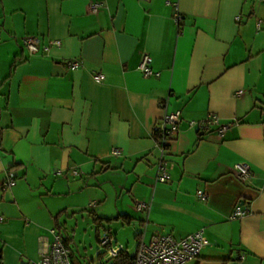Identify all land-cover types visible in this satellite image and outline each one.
I'll return each mask as SVG.
<instances>
[{"label": "crops", "instance_id": "0c3cea01", "mask_svg": "<svg viewBox=\"0 0 264 264\" xmlns=\"http://www.w3.org/2000/svg\"><path fill=\"white\" fill-rule=\"evenodd\" d=\"M28 36L61 45L30 54ZM177 110L159 182L157 130ZM210 114L223 135L200 127ZM107 186L115 213L92 212L98 237L133 227L135 254L143 230L150 242L203 229L209 244L185 264H264V0H0L1 264L39 259V237L66 234L63 219L85 197L106 203ZM238 205L250 212L235 217Z\"/></svg>", "mask_w": 264, "mask_h": 264}, {"label": "built area", "instance_id": "2783aa9c", "mask_svg": "<svg viewBox=\"0 0 264 264\" xmlns=\"http://www.w3.org/2000/svg\"><path fill=\"white\" fill-rule=\"evenodd\" d=\"M139 1H151V0H139ZM101 7L100 3H93L91 5V11L97 12ZM181 17L178 14L177 21L180 22ZM25 48L30 54L39 53L41 49L49 50L52 46H60L59 40H51L48 43L43 42L40 36H28L25 40ZM150 56L145 54L141 63L140 70L145 76L151 75L153 72L149 67ZM70 66L74 69L79 68L81 63L79 61L70 62ZM104 78L102 73H97L95 79L101 81ZM237 93H241L238 91ZM181 118V111L165 112L162 117V122L158 127V146L160 149V158L158 162V175L157 180L159 182H166L170 178L168 164L165 161V154L168 145L176 137L178 132L179 121ZM191 125L194 122L190 123ZM216 126L221 135H223L229 128V124L222 123L219 116L210 114L200 124L203 129ZM112 153L114 155L120 154L118 148H113ZM233 170L236 176L242 181L247 182L251 177V168L247 163H237ZM74 171V174H77ZM16 184L15 174L10 171L3 181V188H11ZM199 196L205 198L206 194L203 191L199 192ZM96 204V202H92ZM137 210L141 212L150 213L152 204L147 201H137L135 203ZM250 212L248 207L243 208L242 205H238L234 211L235 217H243ZM148 217L145 219V225L148 223ZM143 230L140 233V240L138 241L137 249L135 252V259L133 264H185L186 262L198 258L202 252V249L209 244L207 237L204 234V230L200 229L196 232L190 233L184 237L176 238L171 234H162L157 231L153 234L151 241L146 242L144 240ZM49 236L41 235L39 237V243L41 245V257L37 260H31L27 264H74L71 256V249L66 245L63 234L56 228L49 230ZM102 252L107 254L108 261L115 260L121 252L126 250V247L117 242L114 236L110 232H104L100 239ZM1 264V261H0Z\"/></svg>", "mask_w": 264, "mask_h": 264}, {"label": "rangeland", "instance_id": "374dc122", "mask_svg": "<svg viewBox=\"0 0 264 264\" xmlns=\"http://www.w3.org/2000/svg\"><path fill=\"white\" fill-rule=\"evenodd\" d=\"M108 189L105 191L109 194L111 193L110 198H108L105 202H100L97 196L90 198L92 201L95 200L99 205L92 206L90 200L81 206L78 211L71 210L70 214H68L63 219V225L66 229V234L69 235L71 242L69 243L72 253L73 259L75 260L76 264H112L113 260L108 261L107 254L103 253L101 248L100 239L101 236L98 237L97 235V225L94 220V216L92 215L93 211H97L99 206L104 205V209L106 210V217H112L113 213H115V205H114V192L107 186ZM104 191V192H105ZM76 212V213H74ZM112 213V214H111ZM98 214V213H97ZM66 219V223L64 220ZM116 223V222H114ZM106 223L100 228V233L103 232L104 227H107ZM113 233L115 234V238L125 244L128 247L130 253L135 251V230L133 227L124 228L119 224H115L113 226ZM119 229L118 231H116ZM61 231V230H60ZM117 232V233H116ZM65 238L67 237L65 231L63 232Z\"/></svg>", "mask_w": 264, "mask_h": 264}, {"label": "trees", "instance_id": "16d2710c", "mask_svg": "<svg viewBox=\"0 0 264 264\" xmlns=\"http://www.w3.org/2000/svg\"><path fill=\"white\" fill-rule=\"evenodd\" d=\"M16 64H17V62L14 63V66ZM64 240H65L66 245L71 249V247L69 246L70 245L69 243L71 242L70 238H68V237L65 238V236H64ZM71 256H72V260H73L72 250H71ZM134 259H135V254L130 253L126 249L125 251L121 252L120 255L115 260H113L112 264H133ZM73 263H74V261H73Z\"/></svg>", "mask_w": 264, "mask_h": 264}]
</instances>
